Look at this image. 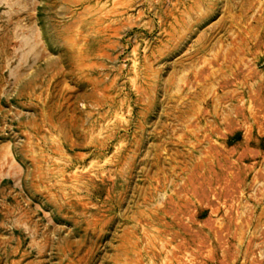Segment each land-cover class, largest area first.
<instances>
[{"label":"rangeland","instance_id":"1","mask_svg":"<svg viewBox=\"0 0 264 264\" xmlns=\"http://www.w3.org/2000/svg\"><path fill=\"white\" fill-rule=\"evenodd\" d=\"M0 264H264V0H0Z\"/></svg>","mask_w":264,"mask_h":264},{"label":"bare ground","instance_id":"2","mask_svg":"<svg viewBox=\"0 0 264 264\" xmlns=\"http://www.w3.org/2000/svg\"><path fill=\"white\" fill-rule=\"evenodd\" d=\"M13 7V6H12ZM16 7V6H15ZM21 10V9H20ZM21 12H22V10H21Z\"/></svg>","mask_w":264,"mask_h":264}]
</instances>
